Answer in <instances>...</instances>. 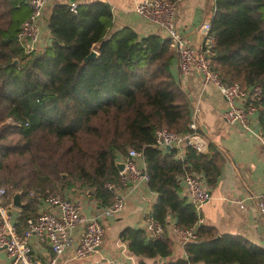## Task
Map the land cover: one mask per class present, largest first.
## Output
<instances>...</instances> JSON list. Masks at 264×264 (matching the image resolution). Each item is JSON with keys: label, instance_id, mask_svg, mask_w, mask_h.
<instances>
[{"label": "trees", "instance_id": "16d2710c", "mask_svg": "<svg viewBox=\"0 0 264 264\" xmlns=\"http://www.w3.org/2000/svg\"><path fill=\"white\" fill-rule=\"evenodd\" d=\"M29 12L26 0H0V186L5 201L15 191L25 201L16 229L55 190L110 204L114 191L106 183H118L116 162L134 147L157 194L148 215L163 227L158 236L143 226L121 229L120 240L141 257L138 264H264V247L199 221L182 191L187 173L199 174L208 188L216 185L223 161L217 146L208 142L198 151L155 144L158 127L186 132L190 120L189 101L171 70L169 39L114 27L105 0H77L75 10L56 1L47 18L48 41L27 51L17 31ZM210 25L212 64L221 79L261 86L257 120L264 133V0H214ZM92 49L96 54L85 59ZM171 222L196 226L184 256L174 259H168Z\"/></svg>", "mask_w": 264, "mask_h": 264}, {"label": "crops", "instance_id": "0c3cea01", "mask_svg": "<svg viewBox=\"0 0 264 264\" xmlns=\"http://www.w3.org/2000/svg\"><path fill=\"white\" fill-rule=\"evenodd\" d=\"M56 1L69 2L70 0H50L45 7L37 47L44 45L49 39L47 18L50 7ZM105 1L112 7L114 27L128 25L140 36L150 33L165 36L162 29L135 11L139 0ZM175 6V20L183 38L191 46L200 45L203 41L201 23L211 17L214 0H175ZM171 70L189 101L190 119L192 112L197 111L201 137L207 143H214L223 155L221 173L216 185L212 188L204 185L210 189V195L201 207L202 221L213 225L218 233L241 234L251 242L264 247V221L259 217L256 200V195L264 184V134L258 125L257 115L249 126L227 123L222 118V111L227 106V100L216 85H203L201 75L196 70L181 72L175 52ZM185 190L182 183L184 193ZM117 191L124 197L125 205L117 215L102 219L105 229L103 246L83 259L72 257V246L63 253L59 264L139 263L141 257L128 251L126 244L119 238V232L125 226H142L157 194L150 189L147 182L142 180L119 186ZM64 193L80 199L83 212L88 217L98 214L102 208L95 200L88 197L87 193L75 194L69 190H64ZM21 201L25 203L22 196ZM240 201L244 202L243 207L240 206ZM46 208L44 199L40 198L35 205V212L38 213ZM20 210L21 208L14 205L10 208L14 222ZM168 230L173 241V251L168 259L184 256L183 244L174 233L173 222ZM78 238L79 232L75 235L74 244L77 243ZM30 241L36 256L42 261L46 260L50 254L48 239L42 241L32 235ZM145 260L150 261V259ZM0 264H10L5 249L1 247Z\"/></svg>", "mask_w": 264, "mask_h": 264}, {"label": "built area", "instance_id": "2783aa9c", "mask_svg": "<svg viewBox=\"0 0 264 264\" xmlns=\"http://www.w3.org/2000/svg\"><path fill=\"white\" fill-rule=\"evenodd\" d=\"M30 12L21 22L17 31L20 45L27 51L38 46L41 31V19L44 9L50 0H26ZM77 0L69 1L70 9L75 10ZM135 11L147 21L156 24L169 39L173 51L177 55V64L181 72L196 70L200 73L203 85L214 84L227 100V106L222 111V118L229 124L249 126L258 112V101L262 93L260 85L244 87L239 82H224L219 71L213 66L212 58L214 36L210 31V18L201 23L203 41L198 46L189 45L180 33L176 20L175 1L170 0H139ZM264 134V133H263ZM155 144L160 147L176 146L183 150L187 145L198 151L207 149V142L201 137L197 121V111L194 110L186 132H179L167 126L155 130ZM124 166L119 170L118 183L109 182L106 186L114 191L110 204L101 208L100 212L90 217L83 212L82 201L71 194L51 192L43 197L47 208L26 219L25 227L18 231L12 220L10 208L12 201H5L6 189L0 186V247L4 248L10 264H59L63 253L71 248L72 257L83 259L96 250L103 240L104 225L102 219L117 215L124 208V197L117 191L119 186L129 182L149 179L141 150L129 147L122 158ZM185 191L196 211L200 214L201 207L209 198L207 188L199 174L187 173L182 180ZM259 217L264 221V184L256 195ZM240 206L244 202L240 201ZM148 234L158 236L163 227L146 214L142 225ZM175 235L182 244L196 237V226L181 227L173 223ZM79 232L77 243L75 235ZM49 241L50 254L42 261L34 253L31 236Z\"/></svg>", "mask_w": 264, "mask_h": 264}, {"label": "water", "instance_id": "95a60500", "mask_svg": "<svg viewBox=\"0 0 264 264\" xmlns=\"http://www.w3.org/2000/svg\"><path fill=\"white\" fill-rule=\"evenodd\" d=\"M70 1H72V0H70ZM95 54H96V51H95L94 49H92V50L90 51V53L85 57V59H88V58L94 56ZM14 61L16 62L17 59L15 58ZM166 147L169 148V147H171V146H170V145H166ZM116 166H117L118 170H121V169L123 168V166H124V163H123L122 161H117V162H116ZM64 175H65V174H63V176H64ZM207 193H208V195H210V189H207ZM11 200H12V204H13L14 206H16V207L22 208V207L25 205V203L21 201V194H20V191H15V192L13 193V195H12ZM103 243H104V242H103V240H102V241L96 246V249L101 248V247L103 246ZM159 260H160V259H159Z\"/></svg>", "mask_w": 264, "mask_h": 264}, {"label": "rangeland", "instance_id": "374dc122", "mask_svg": "<svg viewBox=\"0 0 264 264\" xmlns=\"http://www.w3.org/2000/svg\"><path fill=\"white\" fill-rule=\"evenodd\" d=\"M55 192H61V191H59V190H55Z\"/></svg>", "mask_w": 264, "mask_h": 264}]
</instances>
